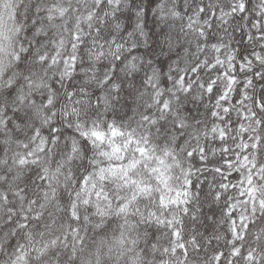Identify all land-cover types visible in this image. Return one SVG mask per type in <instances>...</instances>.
I'll list each match as a JSON object with an SVG mask.
<instances>
[{"label": "snow or ice", "instance_id": "1", "mask_svg": "<svg viewBox=\"0 0 264 264\" xmlns=\"http://www.w3.org/2000/svg\"><path fill=\"white\" fill-rule=\"evenodd\" d=\"M0 264H264V0H0Z\"/></svg>", "mask_w": 264, "mask_h": 264}]
</instances>
